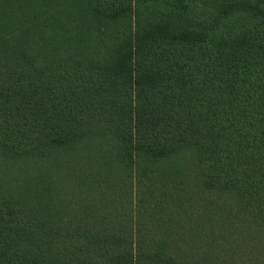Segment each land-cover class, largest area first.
Instances as JSON below:
<instances>
[{
	"label": "trees",
	"instance_id": "1",
	"mask_svg": "<svg viewBox=\"0 0 264 264\" xmlns=\"http://www.w3.org/2000/svg\"><path fill=\"white\" fill-rule=\"evenodd\" d=\"M0 264H264V0H0Z\"/></svg>",
	"mask_w": 264,
	"mask_h": 264
}]
</instances>
